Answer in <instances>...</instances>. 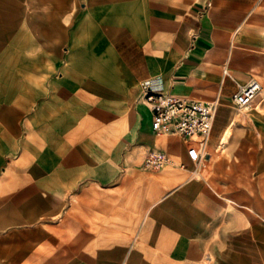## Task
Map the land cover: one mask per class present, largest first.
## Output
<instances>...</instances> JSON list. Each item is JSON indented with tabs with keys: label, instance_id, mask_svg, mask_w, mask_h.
I'll return each instance as SVG.
<instances>
[{
	"label": "crops",
	"instance_id": "crops-1",
	"mask_svg": "<svg viewBox=\"0 0 264 264\" xmlns=\"http://www.w3.org/2000/svg\"><path fill=\"white\" fill-rule=\"evenodd\" d=\"M144 81L218 100L200 162ZM0 264H264V0H0Z\"/></svg>",
	"mask_w": 264,
	"mask_h": 264
},
{
	"label": "built area",
	"instance_id": "built-area-1",
	"mask_svg": "<svg viewBox=\"0 0 264 264\" xmlns=\"http://www.w3.org/2000/svg\"><path fill=\"white\" fill-rule=\"evenodd\" d=\"M262 84L252 78L244 84H238L232 94V101L239 111L248 110L253 104ZM143 102L152 111V129L154 134H176L184 138L200 139L197 145L191 144L188 156L200 162L207 155L206 141L210 135L218 100L201 101L190 96L162 91L150 81L141 83ZM171 163L169 156L161 151L151 150L145 155L143 166L149 171H159Z\"/></svg>",
	"mask_w": 264,
	"mask_h": 264
},
{
	"label": "rangeland",
	"instance_id": "rangeland-1",
	"mask_svg": "<svg viewBox=\"0 0 264 264\" xmlns=\"http://www.w3.org/2000/svg\"><path fill=\"white\" fill-rule=\"evenodd\" d=\"M95 36L96 35H93V38L95 39ZM94 48H95V50H96V52H97V45L96 44H94V45H92ZM257 98V97H256ZM256 98H255V100H256ZM254 100V101H255ZM239 112H241V111H239V109L237 108V106H235V105H232V107L230 108V116H233V117H236V115L239 113ZM232 131H233V126H232ZM140 215V214H139ZM122 224L124 225V224H126V222L125 221H123L122 222ZM78 238H76V240H77ZM79 239H82V238H79ZM99 238H96V237H90V238H84V240L85 241H87L88 243H91V242H95V241H97Z\"/></svg>",
	"mask_w": 264,
	"mask_h": 264
},
{
	"label": "bare ground",
	"instance_id": "bare-ground-1",
	"mask_svg": "<svg viewBox=\"0 0 264 264\" xmlns=\"http://www.w3.org/2000/svg\"><path fill=\"white\" fill-rule=\"evenodd\" d=\"M233 104L236 106V104L233 102ZM217 110H218V105H217V108H216V111H215V116H214V120H213V124H214V121H215V118H216V115H217ZM213 124H212V127H213ZM212 131V129H211ZM210 135H211V132H210Z\"/></svg>",
	"mask_w": 264,
	"mask_h": 264
}]
</instances>
